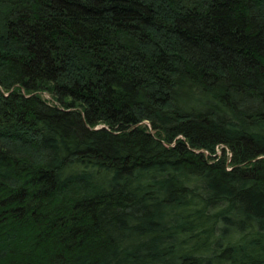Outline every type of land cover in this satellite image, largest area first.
<instances>
[{
    "label": "trees",
    "instance_id": "obj_1",
    "mask_svg": "<svg viewBox=\"0 0 264 264\" xmlns=\"http://www.w3.org/2000/svg\"><path fill=\"white\" fill-rule=\"evenodd\" d=\"M0 264H264V0H0Z\"/></svg>",
    "mask_w": 264,
    "mask_h": 264
},
{
    "label": "rangeland",
    "instance_id": "obj_2",
    "mask_svg": "<svg viewBox=\"0 0 264 264\" xmlns=\"http://www.w3.org/2000/svg\"><path fill=\"white\" fill-rule=\"evenodd\" d=\"M46 98L48 99L49 97H48V96H46ZM218 150H219V151H218V153H219V154H221V150H220V149H218Z\"/></svg>",
    "mask_w": 264,
    "mask_h": 264
}]
</instances>
